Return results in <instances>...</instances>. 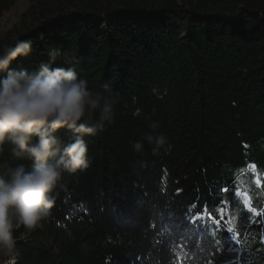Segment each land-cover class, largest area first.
<instances>
[{
    "label": "trees",
    "instance_id": "obj_1",
    "mask_svg": "<svg viewBox=\"0 0 264 264\" xmlns=\"http://www.w3.org/2000/svg\"><path fill=\"white\" fill-rule=\"evenodd\" d=\"M17 39L33 52L13 67L59 49L116 117L51 216L14 233L15 264H264V0H0V47ZM10 147L0 165L30 164Z\"/></svg>",
    "mask_w": 264,
    "mask_h": 264
},
{
    "label": "clouds",
    "instance_id": "obj_2",
    "mask_svg": "<svg viewBox=\"0 0 264 264\" xmlns=\"http://www.w3.org/2000/svg\"><path fill=\"white\" fill-rule=\"evenodd\" d=\"M32 52L31 40L0 47V156L7 144L13 160L30 161L0 165V256L12 253L18 229L31 232L51 216L63 174L90 167L85 137L103 133L116 117L113 97L90 89L74 67L53 66L59 49H49V60L33 71L13 67ZM155 143L163 147L166 137Z\"/></svg>",
    "mask_w": 264,
    "mask_h": 264
},
{
    "label": "rangeland",
    "instance_id": "obj_3",
    "mask_svg": "<svg viewBox=\"0 0 264 264\" xmlns=\"http://www.w3.org/2000/svg\"><path fill=\"white\" fill-rule=\"evenodd\" d=\"M25 5L26 3L24 1H21L13 10L8 12L2 20L1 29H6L12 26L15 22H17L19 18V14L21 13V10L25 8ZM16 254H17L16 250L13 249L12 253L7 256V260L4 264H15Z\"/></svg>",
    "mask_w": 264,
    "mask_h": 264
},
{
    "label": "snow or ice",
    "instance_id": "obj_4",
    "mask_svg": "<svg viewBox=\"0 0 264 264\" xmlns=\"http://www.w3.org/2000/svg\"><path fill=\"white\" fill-rule=\"evenodd\" d=\"M225 191H226V190H225ZM213 207H215V206H214V205H213V206H210V209H209V210L211 211V209H212ZM254 212H255V209L249 205V203H248L247 200H244L243 211H241V213L239 214V215H240V220H241L242 229H243V227H245V225H244V218H245V215H246V214H252V213H254ZM214 226H215V225H214ZM226 231H227L228 233H233V232H234V229H233L232 227H228V228L226 229ZM226 264H228V262H226Z\"/></svg>",
    "mask_w": 264,
    "mask_h": 264
}]
</instances>
